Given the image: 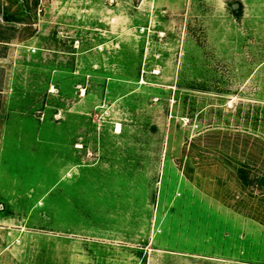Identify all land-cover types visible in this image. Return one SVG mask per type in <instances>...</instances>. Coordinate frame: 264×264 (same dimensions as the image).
<instances>
[{"label":"rangeland","instance_id":"1","mask_svg":"<svg viewBox=\"0 0 264 264\" xmlns=\"http://www.w3.org/2000/svg\"><path fill=\"white\" fill-rule=\"evenodd\" d=\"M0 37V264H264V0H0Z\"/></svg>","mask_w":264,"mask_h":264},{"label":"trees","instance_id":"2","mask_svg":"<svg viewBox=\"0 0 264 264\" xmlns=\"http://www.w3.org/2000/svg\"><path fill=\"white\" fill-rule=\"evenodd\" d=\"M18 21V20H16ZM0 41H7L5 40L3 37H0ZM240 171V178L243 181V183L247 184L249 183L251 180H249V178L247 177L246 173L244 172V170H239Z\"/></svg>","mask_w":264,"mask_h":264},{"label":"bare ground","instance_id":"3","mask_svg":"<svg viewBox=\"0 0 264 264\" xmlns=\"http://www.w3.org/2000/svg\"><path fill=\"white\" fill-rule=\"evenodd\" d=\"M119 128H120V124H117V131L119 132L120 130H119ZM78 147H80V144L78 143V145H77Z\"/></svg>","mask_w":264,"mask_h":264},{"label":"water","instance_id":"4","mask_svg":"<svg viewBox=\"0 0 264 264\" xmlns=\"http://www.w3.org/2000/svg\"><path fill=\"white\" fill-rule=\"evenodd\" d=\"M237 4L234 5V7H236Z\"/></svg>","mask_w":264,"mask_h":264}]
</instances>
